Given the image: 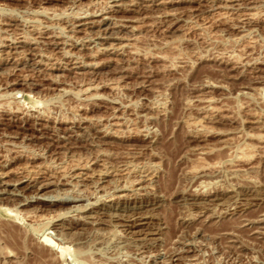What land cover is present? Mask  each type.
<instances>
[{
  "label": "rangeland",
  "instance_id": "rangeland-1",
  "mask_svg": "<svg viewBox=\"0 0 264 264\" xmlns=\"http://www.w3.org/2000/svg\"><path fill=\"white\" fill-rule=\"evenodd\" d=\"M0 264H264V0H0Z\"/></svg>",
  "mask_w": 264,
  "mask_h": 264
},
{
  "label": "bare ground",
  "instance_id": "bare-ground-1",
  "mask_svg": "<svg viewBox=\"0 0 264 264\" xmlns=\"http://www.w3.org/2000/svg\"><path fill=\"white\" fill-rule=\"evenodd\" d=\"M63 252V251H62ZM63 255V254H62Z\"/></svg>",
  "mask_w": 264,
  "mask_h": 264
}]
</instances>
